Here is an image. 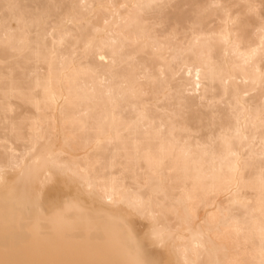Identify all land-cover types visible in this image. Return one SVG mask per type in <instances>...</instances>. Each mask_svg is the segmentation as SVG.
<instances>
[{"label": "bare ground", "instance_id": "6f19581e", "mask_svg": "<svg viewBox=\"0 0 264 264\" xmlns=\"http://www.w3.org/2000/svg\"><path fill=\"white\" fill-rule=\"evenodd\" d=\"M260 5L0 0V262L132 264L126 223L157 259L260 264Z\"/></svg>", "mask_w": 264, "mask_h": 264}, {"label": "snow or ice", "instance_id": "6c2138e0", "mask_svg": "<svg viewBox=\"0 0 264 264\" xmlns=\"http://www.w3.org/2000/svg\"><path fill=\"white\" fill-rule=\"evenodd\" d=\"M148 6L150 7L151 5ZM213 7L223 8L225 9V11H227L228 8L227 5H213ZM247 7L249 10V14L254 15L256 13L257 6L254 3H250L249 5H247ZM260 9H261L260 20L261 23L264 24V0H261ZM255 55H256V50H252V52L249 53L248 56L244 57L245 63H247ZM100 58L103 59L104 58L103 55H101ZM262 79H264V76H262ZM5 122L7 123V119H5ZM237 160L239 161V157H237ZM262 166H264V157H262ZM232 171L234 173L233 179L237 180L238 182L240 169L238 167H234ZM60 174L65 176L69 180L77 176V173L71 169L64 170ZM50 179L51 178H49V180ZM91 188L92 185L89 184V190H91ZM106 199L109 203L123 202L121 198L115 195L106 194ZM262 204H264V192H262ZM128 209H129L128 215H137L149 221V225H148L149 231L146 233V237L152 242V245L154 247H159L160 249H162V252L160 254L161 257H163L165 253L169 257H171L172 253L164 248V235L161 232V230L157 227L155 218L152 215V213L147 209L145 202L140 200H132L128 202ZM122 228L124 231L125 242L137 254V258L132 262V264H175V262L171 258L168 259L155 258L153 253L148 249L144 248L143 245H141L140 242L135 239V237L131 234V232L128 231L126 223L122 224ZM260 255L262 257L260 264H264V225H262L260 229ZM0 264H5V262H0ZM70 264H86V262H70ZM185 264H189V262L185 261ZM224 264H241V262L226 261L224 262Z\"/></svg>", "mask_w": 264, "mask_h": 264}]
</instances>
